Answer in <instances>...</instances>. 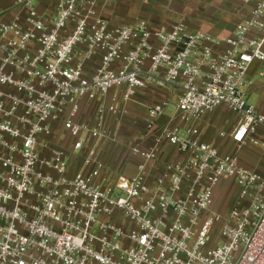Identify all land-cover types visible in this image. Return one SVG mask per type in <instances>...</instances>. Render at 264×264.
Returning <instances> with one entry per match:
<instances>
[{
	"label": "built area",
	"instance_id": "obj_1",
	"mask_svg": "<svg viewBox=\"0 0 264 264\" xmlns=\"http://www.w3.org/2000/svg\"><path fill=\"white\" fill-rule=\"evenodd\" d=\"M99 1L15 0L19 12L0 20V264H264V177L193 136L225 107L239 119L233 140L260 145L264 109L246 88L264 60V0L224 40L182 22L114 25ZM151 85L176 90L182 126L158 131L168 102L151 106L153 144L129 147L136 173L104 172L107 115ZM83 103L99 104L90 122ZM164 143L182 159L149 181ZM223 180L238 195L219 220Z\"/></svg>",
	"mask_w": 264,
	"mask_h": 264
},
{
	"label": "crops",
	"instance_id": "obj_2",
	"mask_svg": "<svg viewBox=\"0 0 264 264\" xmlns=\"http://www.w3.org/2000/svg\"><path fill=\"white\" fill-rule=\"evenodd\" d=\"M14 1L10 5L9 0H0V20L7 21L19 12L20 7L16 6ZM257 1L259 0H100L98 9L100 15L114 25L126 26L145 21L151 27L158 28L182 22L190 31H202L216 39L224 40L230 37L236 27L248 18ZM47 3L48 0H43V9ZM258 65H252L249 69L247 76L249 85L246 92L257 93L260 96L257 108L262 110L264 109L262 79L264 76L261 77L260 74L264 71L256 70ZM168 87L151 85L139 91L123 106L126 114L107 115L106 128L110 139L102 147L104 172L112 175L124 172L130 176L136 173V165L140 160L133 157L129 149L128 154H124L120 141L126 137V132H129V137L134 138L132 143L138 141L144 148H149L153 144L152 138L145 131V118L151 106L164 101L168 102L164 115L158 121V131L165 126H182L176 109L177 97L172 106L174 110L168 112L174 100L173 92ZM92 104L94 103L82 104L83 116L87 107ZM114 117L117 120L112 122ZM238 120V116L228 111L227 108H219L194 124L193 136L215 146L222 155H237L242 167L264 177V146L261 145L264 143V130H260L255 136L260 142L258 146L250 143H236L232 135L237 128ZM180 133L181 136H186L183 130ZM181 159L182 155L176 147L164 143L160 148L158 161L148 165V180L153 181L161 175L165 164Z\"/></svg>",
	"mask_w": 264,
	"mask_h": 264
},
{
	"label": "rangeland",
	"instance_id": "obj_3",
	"mask_svg": "<svg viewBox=\"0 0 264 264\" xmlns=\"http://www.w3.org/2000/svg\"><path fill=\"white\" fill-rule=\"evenodd\" d=\"M12 1L14 0H9L10 5L12 4ZM258 63H260V65H258ZM253 65L254 66L258 65L256 70L264 71V62H255L253 63ZM262 79L264 83V78ZM168 88H170L171 92H173V99H174L172 104L169 106L168 112L170 113L174 110L172 106L175 103L177 92L175 89L171 87H168ZM247 100H248L249 105H252L256 107L257 109L258 102L260 101V96L257 93H251V94L247 93ZM98 106H99L98 103L89 105L84 113V116L81 114L80 120L84 122H90L92 118L95 116ZM88 119H90V121H88ZM115 120H117V118L114 117L111 121L114 122ZM129 136H130V133L126 132V137H123L122 140L120 141L121 143L120 145L123 146L124 154H128V149L134 139V138H130ZM57 141L64 148H68L70 145L71 139L66 136V137H61ZM76 169H77V162L74 161L72 162L71 173L75 172ZM237 195H238V189L230 180H223L217 185L214 198H213V202L211 205V210L217 214L219 220L223 219L228 214L230 209L235 204ZM219 225L220 223L216 224L215 237H217L218 235Z\"/></svg>",
	"mask_w": 264,
	"mask_h": 264
}]
</instances>
